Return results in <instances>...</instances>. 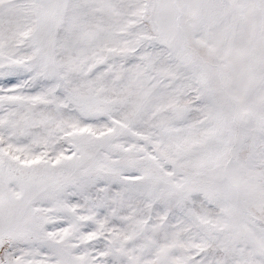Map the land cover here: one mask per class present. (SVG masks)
<instances>
[{
	"label": "snow or ice",
	"instance_id": "1",
	"mask_svg": "<svg viewBox=\"0 0 264 264\" xmlns=\"http://www.w3.org/2000/svg\"><path fill=\"white\" fill-rule=\"evenodd\" d=\"M0 264H264V0H0Z\"/></svg>",
	"mask_w": 264,
	"mask_h": 264
}]
</instances>
